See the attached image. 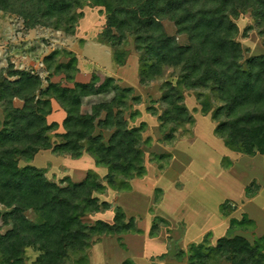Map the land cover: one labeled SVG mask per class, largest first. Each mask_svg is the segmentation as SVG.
I'll list each match as a JSON object with an SVG mask.
<instances>
[{"label": "trees", "instance_id": "16d2710c", "mask_svg": "<svg viewBox=\"0 0 264 264\" xmlns=\"http://www.w3.org/2000/svg\"><path fill=\"white\" fill-rule=\"evenodd\" d=\"M91 1L105 8L99 42L112 49L117 65L126 63L125 46L131 38L140 52L142 83L161 77L166 69H177L187 88L216 93L222 104L213 112L215 134L228 148L264 155V55L242 62L234 21L241 12L251 11L264 37V0ZM83 2L0 0V11L20 17L27 29L69 30ZM165 20L174 23L179 35H187L188 45L166 32ZM60 54L54 50L43 60L49 73L46 86L39 73L0 68V205L5 208L0 210V222L8 227L0 232V264H28L30 248L37 253L33 264H91L92 236L136 231L134 219H127L122 209L112 222L87 220L88 215L111 208L95 195L105 189L96 172L88 171L82 180L67 176L54 182L43 168L20 165L21 160L30 161L39 151L51 149L73 158L87 152L97 165L107 167L106 181L115 188L129 187L127 179L146 172L142 128L130 127L124 117L129 100H139L132 96L133 88L118 85L112 77L99 87L93 82L62 86L51 76L70 74L76 67L74 58L60 62ZM162 87L167 108L161 120L165 124L191 121L181 104V87L172 81ZM94 95L112 96L93 102L84 112L85 99ZM53 100L65 111L61 124L48 119ZM60 126L63 131L58 132ZM105 131L111 132L107 140ZM190 252V264H264V236L253 243L242 235L222 236L212 246L206 240L193 243ZM132 263L126 259L121 264Z\"/></svg>", "mask_w": 264, "mask_h": 264}, {"label": "rangeland", "instance_id": "374dc122", "mask_svg": "<svg viewBox=\"0 0 264 264\" xmlns=\"http://www.w3.org/2000/svg\"><path fill=\"white\" fill-rule=\"evenodd\" d=\"M106 14L103 6L84 0L76 8L77 20L72 29L43 26L27 29L20 17L0 11V68L6 72L13 66L39 73L46 86L49 73L43 60L58 50L59 61L67 63L74 58L76 69L70 74L53 75L52 81L69 87L76 82H93L99 87L112 77L118 85L132 87V96L139 100H129L124 117L130 127L142 128L140 146L146 172L127 179L129 187L115 188L106 181L107 167L97 165L87 152L73 158L51 149L41 150L34 159L21 160L20 165L43 168L54 182L67 176L82 180L88 171L96 172L105 189L95 195L110 203L111 208L92 213L87 220L112 222L118 209L124 211L127 219H134L136 231L92 236L88 249L91 264H121L126 259H131L132 264H190L193 243L206 240L212 246L220 237L234 235L254 242L256 233L264 232V155L252 156L227 148L215 134L217 123L213 112L222 104L216 93L206 88H187L177 69H166L161 77L142 83L140 52L131 38L125 46L126 63L117 65L112 49L99 42ZM234 21L238 26L235 39L243 49L242 62L264 55V37L252 12H241ZM164 25L179 43L189 44L187 35H179L173 22L165 20ZM165 81L181 87V104L191 115V121L165 124L161 120L167 108L162 100ZM111 96L88 97L82 110L90 111L93 102ZM20 103L16 101L17 105ZM64 116L63 108L53 100L49 121L61 124ZM61 131L60 126L58 132ZM110 134L104 132L106 140ZM4 209L0 205V210ZM7 228L0 222V232ZM27 254L28 264H33L37 253L30 248Z\"/></svg>", "mask_w": 264, "mask_h": 264}, {"label": "crops", "instance_id": "0c3cea01", "mask_svg": "<svg viewBox=\"0 0 264 264\" xmlns=\"http://www.w3.org/2000/svg\"><path fill=\"white\" fill-rule=\"evenodd\" d=\"M65 112V111H64ZM85 112V111H84ZM52 114V113H51ZM50 114V115H51ZM64 114V113H63ZM50 115L48 116V119H49V117H50ZM65 117V116H64ZM51 122V121H50ZM228 148V147H227ZM230 149V148H229ZM231 150V149H230ZM233 151V150H232ZM235 152V151H234ZM39 153V152H38ZM37 153V154H38ZM36 155V154H35ZM257 155V154H256ZM256 155H254V156H256ZM262 155V154H261ZM253 156V155H252ZM35 158V157H34ZM257 235H256V238H255V240L254 241H256L258 238H260V237H262L261 235H263L264 234V232L263 233H261V232H257L256 233ZM253 243V242H252Z\"/></svg>", "mask_w": 264, "mask_h": 264}]
</instances>
